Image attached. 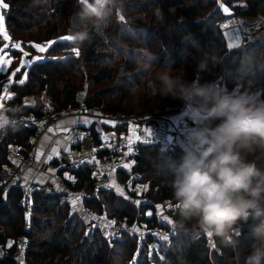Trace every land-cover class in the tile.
Wrapping results in <instances>:
<instances>
[{
	"label": "trees",
	"instance_id": "16d2710c",
	"mask_svg": "<svg viewBox=\"0 0 264 264\" xmlns=\"http://www.w3.org/2000/svg\"><path fill=\"white\" fill-rule=\"evenodd\" d=\"M2 1L8 6L2 8L1 14L9 41L32 53L34 45H47L41 54L43 59L35 61L26 71L25 82L10 86L14 94L7 105L10 121L31 112L41 116L47 107L51 111L76 109L80 89L85 91L82 104L100 113L132 115L174 110L173 106L182 101L171 95L161 97L150 90L143 95L133 93L132 89L141 84L145 75L135 72L133 63L142 54V48L189 81H216L227 88H232L236 77L245 71L241 68V55L250 53L254 65L243 76V82L246 87H264V0H125L123 12L114 9L111 16V22L116 24L111 35L117 38L108 37L105 29L91 28L89 39L82 43L72 35L74 30L78 31L77 0H47L40 5H34L33 0ZM231 17L260 19L254 36L228 50L218 22ZM183 36L188 39L182 42ZM117 39L122 40L119 46ZM193 41L208 54L204 71H197L192 59L193 55L202 54L197 52ZM3 44L0 40V48ZM17 52H13L10 67L16 63ZM213 57H223V63L214 67ZM27 97L34 100L33 106L23 105ZM201 118L205 119L202 115ZM124 126L121 123L112 128L120 132ZM32 135L31 129L16 123L15 130L11 126L0 130V167L8 163V144H17L24 151L29 148ZM104 153V149L98 151L99 156ZM184 154L185 148L177 142L164 145L158 140L138 144L137 154H131L130 170L119 168L116 173L119 182L130 185L134 197H141L138 203L112 189L97 186L95 163L67 170L73 183L62 177L63 169L59 171V180L65 179L69 190L83 194L85 210L103 216L115 226L175 232L169 240L158 241L151 248L149 242L153 237L148 234L139 239L137 233L124 231L119 237L106 236L92 220L87 229L84 218L70 211L65 193L43 187L30 190L27 211L21 203L22 188L12 187L5 193L0 190V248L6 253L0 264L18 263L14 252L20 238L26 240L24 264H243L240 253L224 247L218 237L201 234L194 221L183 227L178 225L180 217L167 179ZM143 197L152 203L142 202ZM156 206L161 207L166 220H159ZM258 222L249 219L241 224L238 239L244 253L253 240L251 227ZM8 240H12L9 246Z\"/></svg>",
	"mask_w": 264,
	"mask_h": 264
},
{
	"label": "clouds",
	"instance_id": "9594fccd",
	"mask_svg": "<svg viewBox=\"0 0 264 264\" xmlns=\"http://www.w3.org/2000/svg\"><path fill=\"white\" fill-rule=\"evenodd\" d=\"M47 0H33L34 5ZM78 3L73 39L82 43L89 39L90 29H106L115 9L122 13L125 0H84ZM191 35V34H189ZM188 39L183 36L181 41ZM199 56L193 55L197 71H204L208 54L193 41ZM134 60V71L145 74L141 84L132 89L143 95H171L191 104L205 119L184 141L185 154L167 179V187L176 201L183 227L194 221L205 236L218 237L224 247L243 256V264H264V87L245 86L243 76L254 65L250 53L240 57L241 68L234 87L229 90L216 81L201 83L187 80L171 66L146 49ZM213 66L223 57H213ZM109 66L112 62L109 61ZM238 72L240 69L237 70ZM219 123H214L215 121ZM15 121L0 122V130ZM251 157V159H249ZM259 220L251 227L252 243L247 253L240 250L241 224Z\"/></svg>",
	"mask_w": 264,
	"mask_h": 264
},
{
	"label": "built area",
	"instance_id": "2783aa9c",
	"mask_svg": "<svg viewBox=\"0 0 264 264\" xmlns=\"http://www.w3.org/2000/svg\"><path fill=\"white\" fill-rule=\"evenodd\" d=\"M260 17L252 18L251 22L246 23L251 24L250 27L253 30V26L258 23ZM248 26L246 29V33H250L251 30ZM251 35V33H250ZM82 92L76 94V99L80 102L79 106L76 109H67L65 111H51L49 107L46 108L45 112L41 116H36L32 112L27 115H18L13 118L16 124H19L27 129H31L33 131V135L30 139V146L28 149L24 150L21 146L17 144H8L7 146V159L8 163L2 165L0 167V190L5 193L12 187H21L23 191V197L21 198V203L26 207L27 211L29 209L28 205V194L33 185L26 186L20 184L21 172L22 170L29 166L33 161V149L36 146L38 140L44 135V133L49 129L54 127L61 119H64L71 115H82L86 117H90L94 119V123L97 129L96 137L100 139L102 126L104 124L108 125H116L121 123H135V139L131 144L130 148L133 154H137L138 144H146L150 142H156L159 140L158 132L165 128L167 125H171V117L168 116L164 111H155L151 113H143V114H122V115H113L100 113L98 111L91 110L87 108L82 101ZM155 123L154 126L150 128V135L146 129H144L145 124ZM179 135V139L184 143L185 134L181 133L179 128L173 129ZM69 142L71 144L79 143L82 139H91L93 137V132L89 128H81L80 126H74L69 130ZM101 149L105 150L102 158L98 161L94 162L93 157L91 155L82 154V155H73L69 152H62L59 155L60 166L62 169L66 170H75L81 168L84 165H89L91 163H95L96 171L101 173V176L97 177L98 181L105 180V175L107 172L115 169L117 164V154L120 151L121 147H108L106 144L101 145ZM139 178V176H135ZM134 191H136L134 189ZM142 202L152 203L149 198L143 197ZM95 224V223H94ZM115 226V225H114ZM116 232L121 233L122 231H128L129 233H137L141 236L144 234H148L153 237V239L149 242V246L151 248H155L158 241L165 240L164 237H167L169 240L170 235H174L175 232L168 234L165 231L158 228H150L143 229V232H137V229L133 226H127L124 224H117L115 226ZM135 229V230H134ZM210 242V238L207 240ZM26 249V240L24 238H20L17 241V249L14 252V255L18 258L17 264H24L20 262V256L23 255L24 250ZM5 251L0 248V258L5 255ZM236 264V263H235Z\"/></svg>",
	"mask_w": 264,
	"mask_h": 264
},
{
	"label": "crops",
	"instance_id": "0c3cea01",
	"mask_svg": "<svg viewBox=\"0 0 264 264\" xmlns=\"http://www.w3.org/2000/svg\"><path fill=\"white\" fill-rule=\"evenodd\" d=\"M12 92V91H11ZM13 93V92H12ZM14 95V94H13ZM24 106H33L34 100L31 97H27L23 101ZM8 106H4L3 110L0 113V117L3 120H9L8 116ZM184 114V112H181ZM178 113L177 115H179ZM175 113L171 114L172 124L166 127L167 132H175L173 129L179 128L181 126V121L176 122L174 121ZM178 118V117H176ZM10 121V120H9ZM84 121H88L85 123ZM94 119L82 115H71L64 119H61L54 127L49 128L44 135L38 140L36 146L33 149V161L32 163L25 167L21 172V179L20 184L29 186L33 185L31 189L36 187H43L47 190H51V188H58L61 187V192L65 193V198L68 202L74 205V208H81L86 214L90 212L85 210L82 206V197L80 196L81 201L79 204L73 202L72 199L77 198L75 192L64 190L65 185H61L60 180L57 176H59V171L62 169L60 166L59 155L62 152H69L73 155H82L87 154L93 157L94 162L98 161L102 158L103 155L99 156L98 151L101 149L102 144H106L108 147H121L120 151L117 154V164L115 169L109 171L105 175V180L98 181L99 176L101 173L99 171H95V184L100 187L108 188L114 190L117 194H120L124 197H130L135 202H139L138 195L133 196L131 192L130 185H124L123 183L119 182L116 178L117 169L121 168L126 171H129L132 164L133 159L131 157L132 151L126 152L127 148L131 149L130 146L134 142L135 139V123L129 122L125 123V126L120 129V132H117L113 125L104 124L102 126L101 136L100 139L96 137L97 129L94 123ZM155 123H149L144 125V129L147 132L150 131L151 126H154ZM74 126H80L81 128H89L90 130L94 131L93 137L91 139H82L79 143L71 144L69 142V133L70 129ZM106 127L108 129H106ZM182 128V127H181ZM165 131V130H164ZM96 137V138H95ZM95 139L97 142H95ZM159 140L162 144L166 145L167 140L163 138V136L159 137ZM174 141V140H173ZM172 141V142H173ZM179 143V141L177 142ZM97 144V145H95ZM51 157V159H49ZM63 174V173H62ZM59 181V183H58ZM81 195V194H80ZM156 208V207H155ZM156 212V211H155ZM92 213V212H91ZM149 212L146 211V214ZM157 214V213H156ZM161 214V213H160ZM159 220H166L165 216L158 215ZM93 220V219H92ZM12 244V240H8L6 245L9 246ZM20 262L23 263V257L20 256Z\"/></svg>",
	"mask_w": 264,
	"mask_h": 264
},
{
	"label": "rangeland",
	"instance_id": "374dc122",
	"mask_svg": "<svg viewBox=\"0 0 264 264\" xmlns=\"http://www.w3.org/2000/svg\"><path fill=\"white\" fill-rule=\"evenodd\" d=\"M3 4H4L3 1L0 0V15H2L1 10L3 8L2 7ZM224 13H226V12H224ZM121 18L122 19H128V17H124V16H122ZM227 20L228 21H226V22L225 21L224 22H218V25L221 27L222 34L224 36L228 50H229V48H233V47H237V46L241 45L245 40L247 41L252 36L255 35V30H256L255 25L253 26V30L250 27L251 24L243 25V21L249 23L252 21L251 19H246L243 17H235V18L231 17ZM248 26L251 29L249 31L251 33V35H250V33H246V29ZM114 27H116V24L114 22H111L110 25L108 26V28L105 29L106 33L109 34L108 37H110L111 39L118 37L115 35H111ZM241 29H243V30L240 31ZM127 31H129V27H127ZM5 33H6L7 38H5ZM0 37H1L0 40H2L4 43L3 46L0 48V67H3L5 69L4 71H0V113H2L1 111L3 110L4 106L9 105L10 104L9 102L12 100V98L14 96L10 90V86L12 84L19 83V80H21V79H25V74H26V71L28 70V68L35 61L43 59V57L41 56L42 52L39 50V48L40 47L46 48L47 45H34L35 52L32 53L31 51H28L25 47L21 46L19 43H12L8 39V34H7L5 26H4V21H3L2 28H0ZM120 44H122V40H118L117 46H119ZM16 45H19V47H16ZM126 45L129 46V42ZM230 45H231V47H229ZM144 49L145 48H142V50H144ZM14 51H18L19 53L18 52L16 53V57H17L16 63L12 67H10V63H11V61L14 60V57H15V54H13ZM30 54H31V56H30ZM3 61H10V63L5 64V63H3ZM18 68L20 70L17 72L16 69H18ZM20 72H22L21 76L18 75V73H20ZM13 73H15V75H13ZM232 88H228V89L231 90ZM253 89L255 90L256 88H253ZM79 92H82V94H83L82 99H83L84 94H85L84 89H80L77 93H79ZM81 103H82V101H81ZM173 108H174V110L166 112V114H168V116L170 117L171 114L175 113L176 116L174 117V121H176V122L181 121V126H179V129H180L179 131L181 133L185 134L186 137H188L191 133H193L196 130L197 123H200L202 121L201 115L195 110V108L191 104H189V105L185 104L183 101L181 104L178 103V104L174 105ZM181 112H184V114H182ZM178 113H180V114L177 115ZM176 117H178V118H176ZM166 127L162 128L158 132L159 137L163 136V138L167 140V143H173V142L179 141V143L185 148L184 143H182V141L179 139L180 137L177 134V132L176 131L175 132H170V131L167 132ZM126 152H129L128 148H127ZM57 177L59 178V176H57ZM62 177H66L65 179H67V180L70 179L71 180L70 183L74 182V180H72L70 178V175L68 174L66 169H63ZM65 179L62 181L60 180V182H61L60 184L63 186L64 185L66 186V183L64 182ZM58 183H59V181H58ZM51 189H52V191L54 190V191L60 192L62 188L61 187H58V188L52 187ZM64 190L72 191V190H69V188H67V186L65 187ZM73 192H75L76 195H74V196H76L77 198H74L72 200H73V202H76V204H79V202L81 201L80 196L82 197L83 194L78 193L74 190L72 191V193ZM129 199H131V198L129 197ZM138 199L141 200V197L139 196ZM69 206H70V211L72 213L80 215L84 218V221L86 222V228L87 229L90 227V222L93 219L92 221H93V223H95L94 225L96 227L100 228L104 235L115 236V237L121 236V233L116 232V228H115L113 222L107 220L103 216H97L91 212L89 214H86L80 207L77 208V210H76L74 208V205L70 202H69ZM155 211H156L157 215L163 214L160 206H156ZM127 229H129V226H127ZM124 232H126V231H124ZM137 232L142 233L143 232L142 227L139 230H137ZM127 233H129V230L127 231ZM137 237L139 239L141 237V235L139 234Z\"/></svg>",
	"mask_w": 264,
	"mask_h": 264
},
{
	"label": "snow or ice",
	"instance_id": "6c2138e0",
	"mask_svg": "<svg viewBox=\"0 0 264 264\" xmlns=\"http://www.w3.org/2000/svg\"><path fill=\"white\" fill-rule=\"evenodd\" d=\"M2 7L3 8H7L8 6L6 5V4H3L2 5ZM225 11H227V9H225ZM2 26H3V16L2 15H0V28H2ZM243 29H241L240 31H242ZM5 38H7L6 37V33H5ZM62 39H65V40H67V39H71V37H64V38H62ZM16 47H19V45H16ZM229 47H231V45L229 46ZM39 50L41 51V52H43V51H45V48L44 47H40L39 48ZM76 54H78V52L76 53ZM3 63H10V61H3ZM5 69L3 68V67H0V71H4ZM20 69L18 68V69H16V71L18 72ZM13 75H15V73H13ZM25 79H26V76H25ZM25 79H21V80H19V83L20 84H23L24 82H25ZM6 90V89H5ZM4 120H3V118L2 117H0V122H3ZM85 123H88V121H84ZM151 133L149 132V135H150ZM129 151H131V149H129ZM49 159H51V157H49ZM146 190V189H145ZM148 215H152V213L151 212H149L148 213ZM209 237H211V234H209L208 235ZM164 239H167V237H164Z\"/></svg>",
	"mask_w": 264,
	"mask_h": 264
},
{
	"label": "bare ground",
	"instance_id": "6f19581e",
	"mask_svg": "<svg viewBox=\"0 0 264 264\" xmlns=\"http://www.w3.org/2000/svg\"><path fill=\"white\" fill-rule=\"evenodd\" d=\"M243 25H246V23H245V22H243Z\"/></svg>",
	"mask_w": 264,
	"mask_h": 264
},
{
	"label": "water",
	"instance_id": "95a60500",
	"mask_svg": "<svg viewBox=\"0 0 264 264\" xmlns=\"http://www.w3.org/2000/svg\"><path fill=\"white\" fill-rule=\"evenodd\" d=\"M234 48V47H233ZM233 48H229V50L233 49Z\"/></svg>",
	"mask_w": 264,
	"mask_h": 264
}]
</instances>
